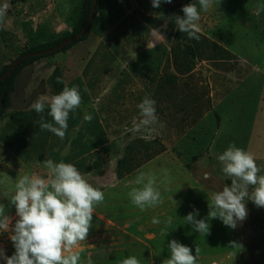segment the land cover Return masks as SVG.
Here are the masks:
<instances>
[{"label": "rangeland", "instance_id": "1", "mask_svg": "<svg viewBox=\"0 0 264 264\" xmlns=\"http://www.w3.org/2000/svg\"><path fill=\"white\" fill-rule=\"evenodd\" d=\"M142 1L104 0L86 40L25 67L16 78L12 105L0 118V204L5 205L6 215L11 218L9 231L0 232V249L5 255L15 253L10 239L11 228L18 219L15 206L10 203L15 180L24 174L47 178L43 166L46 159L74 164L89 183L105 193L104 202L93 213L89 235L76 249L81 253L80 264H87L89 258L93 264H119L127 256H136L141 264H148L144 260L146 256L162 253L163 247L170 254L168 245L149 243L156 231L148 227L153 224V217L161 215L140 211L127 195L136 186V176L141 171L149 172L145 166L149 153L155 157L166 151L160 141L162 134L153 133L148 127L133 131L140 118L137 105L151 93L154 79L163 74L161 69L156 71L146 66L162 64L166 55L155 51V47L169 44L166 33L168 23L173 21V16L163 19L151 14ZM82 3L83 0H0L3 13L0 71L28 47L70 34L80 20ZM261 4L264 0H214L209 8L208 14L221 37L208 41L215 47L221 41L223 48L238 55L240 65H247L250 74L222 109L213 111L208 120L186 136L180 147L172 150L179 160L170 156V163L177 165L168 168L175 175H170L171 183L159 184L162 175L158 177L163 198L159 211L166 218L173 217L167 229V242L175 239L193 253L198 247L202 254H216L219 260L213 264H264V208H258L251 200L246 201L247 218L235 229L219 219L208 221L210 234L202 238L212 239V244L185 243L190 241L191 230L183 220L193 211L190 210L193 204L200 206L196 218H206L208 198L225 184L230 185L231 180L218 174L211 161L229 145L235 144L252 153L261 168L260 174H264V9L259 7ZM210 49H199V61L211 60L208 56L217 57ZM56 70L60 71L64 85L76 87L82 97L80 107L69 115L63 139L41 130L37 123L40 114L30 107L35 100L62 91L51 80ZM210 74L211 71H202L195 78L197 81L192 82L193 86L199 85L196 91L203 98L208 94ZM48 111L46 101L43 115L52 122ZM85 114L92 115L91 122L84 120ZM219 119L224 121L225 133L217 140ZM180 172L184 174L178 176ZM230 241L239 247H231ZM0 264L6 262L0 259Z\"/></svg>", "mask_w": 264, "mask_h": 264}, {"label": "clouds", "instance_id": "2", "mask_svg": "<svg viewBox=\"0 0 264 264\" xmlns=\"http://www.w3.org/2000/svg\"><path fill=\"white\" fill-rule=\"evenodd\" d=\"M172 3V0H163ZM214 0H198L182 7L183 16H173L179 32L187 33L190 39L199 40L200 10L208 11ZM162 0H152V7L159 8ZM264 9V4L259 6ZM0 11V16H2ZM155 31V29H154ZM59 77L57 81L60 82ZM47 107L48 116L52 122L45 120L43 113ZM82 97L76 87L65 86L63 90L50 98H41L31 103L30 107L38 114L37 121L41 130H47L63 139L68 128L71 112L80 107ZM156 101L145 96L137 105L140 118L134 132L141 127H149L157 122ZM91 114H85L84 120L91 122ZM222 172L231 180L222 190L213 192L208 198V214L204 219H197L199 210L189 212L183 220L191 225L200 235L210 234L209 220L219 219L225 226L235 229L248 216L246 201L251 200L258 208H264V174L257 165L252 153L231 144L218 156ZM47 169V178L37 174H24L15 180L14 194L10 203L15 206L16 219L11 228L10 239L15 253L5 255L0 249V259L6 264H80L81 253L76 250L85 241L92 227L95 208L105 200V193L89 183L77 167L72 163L52 159L43 161ZM162 179L159 184L171 183L170 173L161 169ZM135 187L128 192L131 203L145 211L163 203L159 190L158 177L152 172L141 171L135 178ZM251 188V191H250ZM173 200V198L171 197ZM173 202L176 203L175 200ZM153 224L161 220L153 217ZM162 234L167 235V229L173 223V217L168 216L163 221ZM11 218L6 215L5 205L0 204V232H8ZM230 246L239 247L230 241ZM170 256L162 264H197L200 249L195 248V254L188 246L173 239L168 244ZM87 264H93L89 258ZM119 264H141L136 256H127Z\"/></svg>", "mask_w": 264, "mask_h": 264}, {"label": "crops", "instance_id": "3", "mask_svg": "<svg viewBox=\"0 0 264 264\" xmlns=\"http://www.w3.org/2000/svg\"><path fill=\"white\" fill-rule=\"evenodd\" d=\"M190 3H197L198 6V0H194ZM175 15H184L182 7L167 16L160 17L166 19V17ZM206 22L207 24H205ZM197 23L200 28V32L198 33L200 37L199 40H203L204 38L207 40H217L221 37L220 31L217 30V26L214 20L211 19V15L208 14V11L205 12L200 10V20ZM164 24L166 23L164 22ZM168 27L166 38L169 41V44L158 45L155 47V51H162V53L166 55L163 56L164 59L162 64L146 66L147 69H155L156 71L161 69L163 71L161 77L158 76L154 79V87L151 88L152 91L148 95L149 98L156 101L155 107L157 116V122L149 126L148 130L153 133L156 132L162 134V140L160 139V141H162L161 143L166 147V151L155 157L149 153L147 157L148 160L145 162V166L148 168L149 172L156 174L157 177L161 175V169H167L170 175H174L168 168H170V165L176 167L177 165H175L176 163L174 162L170 163V156L172 157V160H179V158L174 154L175 152H172V150L176 149V147H180V143L186 138V136L190 134L197 125L208 120L213 111H219L222 109L233 92L247 80L250 74L247 65H244L245 63L240 65L238 55L226 47L223 48L221 46L223 45L221 44V41H217L219 44L218 48L220 49H215V47L210 49L211 53L218 54L217 57L208 56L211 58V60L208 61H199L198 57L197 61L194 62L190 68L191 71L189 74L186 71L179 72L182 67L178 66L172 60V47L175 46L176 43L174 37L178 32L174 20L170 24L168 23ZM202 62L206 64H203ZM202 71H211L210 77H208V94L204 96L205 98H203L202 94L197 93L196 91L199 85H192V82L197 81L195 78L199 77ZM216 125L218 127V140L219 136H221L220 134L225 133L223 129L225 124L223 120L219 119L216 122ZM225 141L228 142V139L226 138ZM217 142L219 141H216V143ZM249 145L250 141L247 140V148H249ZM213 159L211 161L216 172L225 179L226 177L224 173L220 171L222 168L221 163L218 158L215 160ZM154 166L156 171L152 169ZM160 166L162 168H160ZM183 174L184 173L180 172L178 176H182ZM191 206L190 210L200 209V206L196 207L194 204ZM159 208H161L160 205L155 208L147 209V215H161L159 218L161 220L160 224H151L150 227H148L156 231L151 235L152 238L149 243L152 245L158 244L161 246H167L169 244V242H167L168 235H164L161 232V229L164 228L163 221L166 217L164 213L159 211ZM187 228L191 230L189 235L190 241L185 243L195 246L204 243H213L210 238L208 240L203 239L202 235L194 231L191 225H188ZM165 250L166 248L163 247L162 253L152 252L148 254L144 260L147 261L148 264H162L163 260L170 256V254L165 253ZM218 260L219 256L216 254H202L200 252L197 258V263L206 262L213 264L217 263Z\"/></svg>", "mask_w": 264, "mask_h": 264}, {"label": "trees", "instance_id": "4", "mask_svg": "<svg viewBox=\"0 0 264 264\" xmlns=\"http://www.w3.org/2000/svg\"><path fill=\"white\" fill-rule=\"evenodd\" d=\"M103 1L104 0H97V6L95 8L94 17L90 24L89 30L85 33V35L81 37L80 40L74 41L73 43L62 49H57V47L61 43L78 35L85 28L86 22L90 15V11L93 7L94 0H83L80 20L77 26L74 27L73 31L70 34L62 36L54 41L44 42L28 47L14 61H12L9 65L5 66L0 71V79H1L12 67L13 63L21 59L19 64L12 70L10 75L0 84V118H3L6 115L7 110L12 105L11 96L15 90V80L22 72V70L25 67L30 66L41 59L53 57L59 53L66 52L77 43L86 40L89 34L91 33L95 19L102 8ZM179 1L180 0H172V3H164L162 0V3L158 9L152 7V0H143L142 2L149 9V12L151 14L159 15V16H167L173 13L175 10L183 7L184 5L194 0H183L181 2ZM12 4H14V1H12ZM175 40H176L175 46L172 47V54H173L172 60L178 66L182 67V69L179 70V72L191 71L190 68L192 67L194 62L197 61L198 57L199 58L201 57V54L199 53V49L201 50L204 47L208 49L215 47V45L210 43L206 38H204L203 40L190 39L187 33L179 32V31L176 33L174 37V41ZM215 49H220V48L215 47ZM57 77L61 78L60 82L57 81ZM51 80L53 82V85L57 89L63 90L65 85L63 83L62 76L59 70L55 71Z\"/></svg>", "mask_w": 264, "mask_h": 264}, {"label": "water", "instance_id": "5", "mask_svg": "<svg viewBox=\"0 0 264 264\" xmlns=\"http://www.w3.org/2000/svg\"><path fill=\"white\" fill-rule=\"evenodd\" d=\"M181 1H183V0H180L179 2H181ZM96 6H97V0H94L93 7H92V9L90 11V15H89V18H88V20L86 22L85 28L78 35H76V36H74V37H72V38L64 41L63 43H61L57 47V49H62L64 47L70 45L74 41L80 40L81 37L83 35H85V33L89 30L90 24H91V22L93 20ZM20 61H21V59H19L15 63H13L12 67L8 70V72L0 79V84L10 75V73L12 72V70L19 64Z\"/></svg>", "mask_w": 264, "mask_h": 264}]
</instances>
